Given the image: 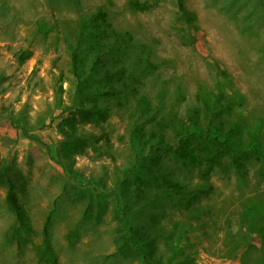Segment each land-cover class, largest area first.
Masks as SVG:
<instances>
[{"label":"rangeland","instance_id":"obj_1","mask_svg":"<svg viewBox=\"0 0 264 264\" xmlns=\"http://www.w3.org/2000/svg\"><path fill=\"white\" fill-rule=\"evenodd\" d=\"M183 1L0 0V264H264V0Z\"/></svg>","mask_w":264,"mask_h":264},{"label":"trees","instance_id":"obj_2","mask_svg":"<svg viewBox=\"0 0 264 264\" xmlns=\"http://www.w3.org/2000/svg\"><path fill=\"white\" fill-rule=\"evenodd\" d=\"M184 1L183 0H177V4H178V8L179 10L185 14V6H184ZM98 44H96V46H91V49L94 53L91 54L90 56V65L88 66V72L85 73L83 71V68H85V65L83 64V59L82 57L79 56L78 53H76L75 51H73L72 53V64H73V75L77 81V86L78 88H83L86 85H89L90 83L94 82V75H92L90 72L92 71H98L99 70H103V74H104V79L108 80L109 77L106 76L107 71L106 69H103L104 65H103V61L107 60V55L106 53L102 52L100 47H97ZM116 85L114 84V82L110 81V86H109V90L105 91L104 93H97L96 96L97 97H107V96H112V95H116V90H115ZM207 105V104H206ZM208 106V105H207ZM211 111L214 112L215 110L213 109V107L211 106ZM191 136V135H190ZM192 137V136H191ZM193 137H196L195 135H193ZM198 138L202 141L205 142V139L207 138V141H214L216 143H219L220 145H224L225 147L229 148L228 142L225 139V137H222L219 133H217V128H210L208 126V128L206 129V134L198 136ZM159 150H163L158 148ZM254 151V150H253ZM257 152V151H256ZM259 154V153H257ZM150 162L154 167V170L156 171V173L159 171L161 174H164L163 172L160 171V169L158 168V163L159 161L150 158ZM153 170V171H154ZM154 171V172H155ZM146 173V172H145ZM155 173V174H156ZM150 175L152 174L149 173ZM155 177V175L153 176ZM148 179V178H146ZM7 184V192H6V203L8 205V207L12 210V212L15 215L16 221L18 222V224L20 226H25L27 224V219H26V214H25V210L22 206V204L19 202L17 195L15 193L16 190V185L13 181H11L10 179H7L6 181ZM51 221V213L50 215L46 218V221L43 225V236L45 239L48 238L49 236V224Z\"/></svg>","mask_w":264,"mask_h":264}]
</instances>
